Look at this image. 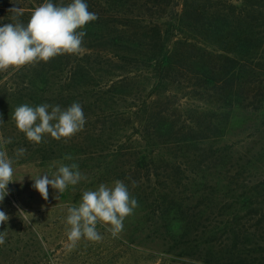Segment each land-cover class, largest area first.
Instances as JSON below:
<instances>
[{"label":"trees","instance_id":"16d2710c","mask_svg":"<svg viewBox=\"0 0 264 264\" xmlns=\"http://www.w3.org/2000/svg\"><path fill=\"white\" fill-rule=\"evenodd\" d=\"M44 2L0 0V26L13 22L9 10L18 7L26 24ZM85 2L98 19L83 29L82 53L0 71L4 123L14 122L12 113L21 104L63 109L78 102L83 130L67 142L46 135L34 144L9 124L2 136L12 140L6 150L24 148V155L43 167L63 161L65 154L84 162L97 157L100 166L92 175L88 171L92 177L112 185L121 180L129 191L144 185L148 222L167 220L175 249L195 264L204 248L193 245L198 236L189 229L203 214L183 210V195L197 185V170L211 171L223 161L217 145L235 112L264 117V0ZM111 143L116 144L112 159L105 153ZM254 195L246 202L255 220L251 228L241 231L227 220L206 230L213 237L221 227L231 243H207L204 256L214 264H264V195ZM236 215L234 208L226 219ZM126 227L116 237L103 228L102 241L89 244L94 259L116 254L128 260L135 252L130 245L135 231ZM183 238L192 242L183 244ZM159 264L179 263L162 258Z\"/></svg>","mask_w":264,"mask_h":264},{"label":"rangeland","instance_id":"374dc122","mask_svg":"<svg viewBox=\"0 0 264 264\" xmlns=\"http://www.w3.org/2000/svg\"><path fill=\"white\" fill-rule=\"evenodd\" d=\"M1 89L0 87V91ZM0 121L3 122L0 123V136H3L9 124L14 125L15 122L8 120V123H4L1 115ZM217 147L223 161L217 163L216 168L211 171L197 170V185L192 186L190 192L183 195V200L186 199L182 205L183 210L186 208L203 214L202 220L191 225L189 229L198 236L193 245L204 248L202 256L194 261L195 264H214L212 258L204 256L208 242L230 243L229 235L221 230L223 222H235L241 231L255 224V220L250 218L253 215L252 205L248 206L246 202L251 200V194L264 195V117L242 110L235 112L226 135L221 138ZM115 150L116 144L111 143L105 148V153L112 159ZM6 151L14 161V179L17 181L8 185V195L0 202V210L9 216L7 223L0 225V232L7 233L5 243L0 245V264H159L162 258L188 264V258L175 249L174 242L166 233L168 221L156 222L155 225L148 222L149 207L143 199L148 195V191L143 193L146 189L144 185L140 186L139 190L132 187V191H129L137 200L138 207L123 222L124 226L131 224V230L135 231L134 238L130 240L135 252L128 260L119 258L116 254L96 260L89 253V244L92 242L86 239H81L74 249L69 250L66 247L67 206L78 205L85 190H96L100 184L113 186L103 181V177L91 176L100 166L98 158L84 162V157H79L75 161L65 159L68 156L65 154L64 160L60 162L78 164L85 179L75 186H69L58 200L55 198L58 192L49 186L48 200H44L32 187L34 181L31 177L43 173L51 174L55 168L41 166L31 155L17 158V150H14L13 154ZM90 169L91 175L88 173ZM234 208H237V215L230 220L226 219ZM21 209L30 214H18ZM217 225L221 226L220 231L211 237L206 230ZM103 228L105 227L97 225L100 234ZM144 228L146 229L142 232ZM126 229L127 227L120 234ZM189 242H192V238H183V244ZM246 242L248 241L245 238H241V243Z\"/></svg>","mask_w":264,"mask_h":264},{"label":"clouds","instance_id":"9594fccd","mask_svg":"<svg viewBox=\"0 0 264 264\" xmlns=\"http://www.w3.org/2000/svg\"><path fill=\"white\" fill-rule=\"evenodd\" d=\"M9 12L12 13L13 22L0 26V71L47 63L58 55L82 53L86 35L83 29L89 22L98 19L94 12L89 11L85 0H71L67 5L45 0L34 8L26 24L19 19L23 9L12 8ZM11 119L17 130L34 144H40L46 135L67 142L83 130L86 123L83 108L78 102L63 109L48 103L38 106L21 104L13 111ZM10 143L11 138L0 136V202L8 195V185L17 181L14 179V161L6 151V145ZM25 151L24 148L18 149L17 158L23 156ZM65 159L73 158L68 155ZM52 167L55 170L51 174L31 177L34 181L32 187L44 200H48L49 186L58 192L55 197L58 200L69 186H75L85 179L76 163L54 161ZM137 207V200L121 180H116L111 187L100 184L96 190L83 191L78 205L67 206L66 247L74 249L81 239L95 243L102 241L103 236L97 225L105 227L113 237L118 236L123 230L125 218L132 215ZM18 214L30 213L21 209ZM8 220L9 216L0 210V225ZM6 235V232H0V245L5 243Z\"/></svg>","mask_w":264,"mask_h":264}]
</instances>
